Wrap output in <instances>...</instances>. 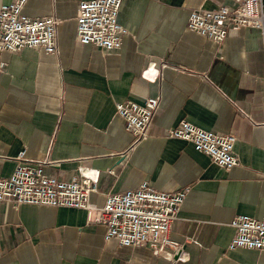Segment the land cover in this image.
<instances>
[{"label": "crops", "instance_id": "obj_1", "mask_svg": "<svg viewBox=\"0 0 264 264\" xmlns=\"http://www.w3.org/2000/svg\"><path fill=\"white\" fill-rule=\"evenodd\" d=\"M80 1H25L24 15L58 20L54 53L0 50V177L24 151L60 180L97 171V207L144 180L187 187L170 226L179 248L106 242L84 209L0 201V264H264V248H227L235 215L264 216V29H231L217 43L187 28L191 10L240 0H123L127 34L119 49L103 50L76 40ZM146 97L159 103L136 141L115 104ZM181 120L235 134L238 165L220 168L170 136Z\"/></svg>", "mask_w": 264, "mask_h": 264}, {"label": "built area", "instance_id": "obj_2", "mask_svg": "<svg viewBox=\"0 0 264 264\" xmlns=\"http://www.w3.org/2000/svg\"><path fill=\"white\" fill-rule=\"evenodd\" d=\"M26 0H13L0 6V50L10 53L24 48L52 54L56 50L58 20L54 16L31 18L22 13ZM123 0H81L77 7L76 40L81 45L93 44L103 50L119 49L127 34L118 21ZM253 27L264 29L262 0H240L236 7L198 8L189 12L187 28L199 35L222 42L231 29ZM1 67V66H0ZM158 98L146 97L141 102L124 101L115 104L116 114L124 129L134 140L146 137ZM172 137L188 141L195 151L205 154L220 168L230 170L239 161L234 153L235 134L200 128L186 120L168 130ZM24 151L16 156L10 175L0 177V201L21 204L62 206L87 211L89 221L104 227L106 242L120 246L143 247L162 251L178 249L170 238V226L182 205L188 188L159 190L144 180L132 190L107 194L103 206L90 202L97 191V171L81 170L68 180L47 175L42 164L25 161ZM230 225L234 235L227 248H264V216L235 215Z\"/></svg>", "mask_w": 264, "mask_h": 264}]
</instances>
